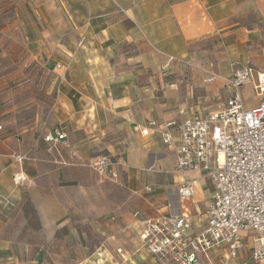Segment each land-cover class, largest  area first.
<instances>
[{
    "label": "crops",
    "instance_id": "0c3cea01",
    "mask_svg": "<svg viewBox=\"0 0 264 264\" xmlns=\"http://www.w3.org/2000/svg\"><path fill=\"white\" fill-rule=\"evenodd\" d=\"M16 6L19 26L0 38V264H158L139 238L142 222L180 214L199 232L215 192L207 173L177 170L159 129L175 123L177 133L217 111L235 71L264 69V0ZM240 92L247 108L264 100L252 84ZM56 127L66 137L48 153L43 134ZM101 153L123 161L116 183L85 165ZM190 181L195 192L182 199ZM242 234L239 259L256 264L254 233ZM226 253L198 264H221Z\"/></svg>",
    "mask_w": 264,
    "mask_h": 264
},
{
    "label": "built area",
    "instance_id": "2783aa9c",
    "mask_svg": "<svg viewBox=\"0 0 264 264\" xmlns=\"http://www.w3.org/2000/svg\"><path fill=\"white\" fill-rule=\"evenodd\" d=\"M208 73L213 80L214 74ZM246 84H252L258 95L264 94V69L256 72L246 65L235 71L228 79L231 95L217 111L189 117L177 133L173 132L175 123L159 129L164 143L176 150L177 170L207 173L215 192L206 210V226L199 232L191 231L192 218L180 214L161 211L142 222L139 238L158 264H198L202 256L222 247L227 248V255L221 264H250L239 259L242 233L250 231L254 233L250 259L264 264V100L254 108L244 106L240 89ZM153 130L155 125L144 127L142 134ZM65 137L59 127L46 130L47 152L58 149ZM54 162L61 163L59 159ZM122 164L119 158L102 153L85 163L100 180L114 183L119 181L118 165ZM194 192L191 181L178 189L182 199Z\"/></svg>",
    "mask_w": 264,
    "mask_h": 264
},
{
    "label": "rangeland",
    "instance_id": "374dc122",
    "mask_svg": "<svg viewBox=\"0 0 264 264\" xmlns=\"http://www.w3.org/2000/svg\"><path fill=\"white\" fill-rule=\"evenodd\" d=\"M17 5V0H0V38L2 36H5V32L13 28H17L20 23L16 18V9L15 7ZM22 235V231L20 232ZM102 259V261H101ZM107 258L104 257L99 259H96L97 264H105L107 261ZM95 260H93L94 262ZM93 264V263H92ZM94 264H96L94 262Z\"/></svg>",
    "mask_w": 264,
    "mask_h": 264
},
{
    "label": "trees",
    "instance_id": "16d2710c",
    "mask_svg": "<svg viewBox=\"0 0 264 264\" xmlns=\"http://www.w3.org/2000/svg\"><path fill=\"white\" fill-rule=\"evenodd\" d=\"M102 154H106V153H102Z\"/></svg>",
    "mask_w": 264,
    "mask_h": 264
}]
</instances>
